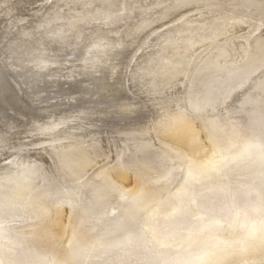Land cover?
Instances as JSON below:
<instances>
[{
	"label": "bare ground",
	"instance_id": "bare-ground-1",
	"mask_svg": "<svg viewBox=\"0 0 264 264\" xmlns=\"http://www.w3.org/2000/svg\"><path fill=\"white\" fill-rule=\"evenodd\" d=\"M93 1H96V3L91 1L89 2L91 5L89 13H92L93 9L95 10L101 5H110L114 9H123L128 7L131 12L140 9L138 14L142 15L143 18H141L144 19V11L149 12L148 8L151 7L158 8L159 2L161 0ZM209 1L210 0H200L196 3L199 5V3L201 4ZM254 1H249V4L253 2V5L250 7V12L251 10L253 11V9H256V7H254ZM60 3V6H64L63 9H60V16H57L56 18L51 17L50 19V21H53L54 19L57 26L59 27L58 28L56 26L59 31H57L54 27H52L53 29L50 28V22L48 23L50 27H42L43 25H41V28L34 31H28L24 29H22V31L19 27L20 30L15 31V35L13 37L15 42L12 43L11 47L13 49V46L17 45L18 48L21 47L18 50L21 52H17V55L13 54L11 57L21 59L22 62L26 63V65L34 64L35 66H32L31 69H27V72L23 76H19L18 79L15 77L14 79L13 76L15 72L12 71L11 67H9L8 61L7 63L5 62L3 65H0V142L3 140L1 138L9 141V138H12V133L14 130L18 129L19 132H23L19 136L20 139L27 140L28 138L30 146V148H28L30 149L31 153L33 152L35 154H33L35 156V161H31L33 159L32 158L31 160L29 159V163L27 162L26 157L29 155H27L26 151L22 152L23 147H21L22 153L19 151V157L17 158L18 160L14 162H6V159L12 157V155L9 153V155H6L5 153L0 155V168H2V171L3 169H10L13 171L11 168L16 167L22 168V172L20 174L27 175L25 178L18 180V177L16 178V176L18 175L20 178L22 175L17 173V171H13L11 177L8 178L9 180L0 181V218L11 219L12 217H20L21 214L24 216L25 214L23 213L26 210L32 211L31 213H33L34 216L38 218V220L33 219L34 221H31L32 219L27 220V223L20 222L19 224L11 225L8 227V229H1L0 264H10L9 261H12L13 264H264V25L261 24V26H256L255 24H251L255 27L251 28L249 26L250 28H247V30L251 32L249 36H251L252 43L255 42V47L253 49L254 51L252 50L254 53H251L249 50L248 52L246 50L252 55H249L251 58L248 61L242 65L239 64L238 66H241L239 69L237 68L235 70H230L227 68L222 69L223 67L220 68L221 66L218 67L219 65L215 66L214 63H211L212 61L210 59H206V57L199 64V69H197L196 72L194 71L193 74L196 75L194 76L195 79H202L199 87L196 86L198 91L195 90V93H193L194 91H192L193 88L191 87L192 90H189H191L190 93L193 94V97L189 92H185V99L189 98V96L190 99H187L185 103L180 101L182 104H177L174 102V100H172V98L170 99L165 92L162 93L161 91L165 82L174 80L175 72L179 69V67H177V62L174 65V63H171L170 61L157 59L158 61H155V63L158 64L157 69H152L149 64H146L150 56L155 53L162 52L163 55H167L169 52L178 50L176 44L173 42L175 38H172V40L168 39L169 41L168 44L166 43V45H159L152 47L149 50L147 49L146 52L144 51V54H141L140 52L141 55L138 57L136 61L137 65L134 68L138 70L135 71L132 76L134 77L136 73L143 74L142 77L140 76V78L144 79L142 80L145 83L144 87L146 88L140 87L138 88V91L139 93H143V95H149L147 99H141L142 95L138 98V95H140L139 93H136V96H131V90L133 89V91H135V86L130 85L127 87L125 85L127 88L125 86L111 87L104 83V79L101 77L102 74H99V72H101V70L107 69L114 57H116L117 54L120 55L119 51L122 49V45H125L126 47L124 46L123 48H125V50L123 52L121 50L120 52L123 56L127 54L126 52L130 46L129 35H133L131 32H127L129 29L127 31H123L124 38L123 40L121 39V46L120 44H116L118 41L115 42L113 40L116 45L113 43H107V41L106 44L108 45L101 44V46L95 48L94 46L96 44H94V48L91 49L92 45L88 43L87 47L85 46L84 48H81L82 50L80 53L79 48L77 52L79 53V56L87 57L90 55V57L87 58V61H89V65L92 67V70L90 71L89 69L87 74L81 70L85 74L82 75V80L65 82V78H62L64 80L63 84V82H61L62 80L58 77L60 81L52 82V80L50 82V79H48L50 65L49 63L45 62H47L50 58L52 60L56 59V57L54 58L52 56V53H54L55 50L52 52L50 48L46 47V41L51 37H53L51 38V42L56 40L54 38V33L56 31L62 34L60 31L62 28H64L63 26L73 23L72 25L74 26L70 24L71 28H68L69 30L67 33L71 31L68 33V35L74 33V30L78 29V26L82 27L84 25L89 26L91 30L89 31L91 32L93 39L95 38L98 42H100L102 38L105 37V31L103 30L104 28L99 30L97 27H94V25L97 23L99 24V22L93 24L94 22L91 20L92 16L86 19L85 17H81L83 15L81 12L85 8H83L84 2H80V0H60ZM189 3L185 2L178 6L181 8L190 5ZM191 3L193 4V2ZM218 3L221 4V1H218ZM218 3L216 1V4ZM227 4L228 6L231 5L230 2ZM53 5L51 11L55 13L56 7L53 9ZM226 5L224 6L226 9H228L229 7ZM74 6H76V8ZM95 6L97 7L95 8ZM263 6L262 8L257 7L258 11H256L255 16L252 13H249L248 15L243 13V20L246 21L247 19L249 20V18H258V20L262 19L264 21ZM230 8H233V6ZM170 9L174 10L175 8H169L168 13ZM6 11L7 10H0V14ZM199 11L203 12H200V14L199 12L198 14H195L198 15L195 17V19L198 18L200 21L202 19L209 20L210 22L215 20V26H218L224 22L226 23L227 19H232L228 15L226 19L225 12H223L225 10L222 9H220L218 12L207 9H199ZM168 16H170V14ZM104 17H102V19ZM164 18L168 19V17ZM115 19L117 18L115 17ZM188 20L192 21L191 18ZM121 21L124 20L121 19ZM145 21L146 19L141 21V23L139 21V23H137V26H139L134 29L140 31L148 22L147 21L145 23ZM255 21H257V19ZM14 23L16 24L15 21ZM207 28L209 27L206 26L204 28L202 34H207L210 36L208 33H211L212 31L206 32ZM222 28L224 29V27ZM200 30L198 29V31ZM77 31H79V29ZM183 32L185 33V31ZM67 33L65 34L67 35ZM74 34L77 35V32ZM232 34L233 33H231V36ZM58 36L60 37V35ZM72 36H68L67 39H63H65L64 41H67L70 45L71 40L69 39ZM182 36L183 33L181 34L180 38H182ZM74 38H76V36ZM185 39L183 54L188 56L189 53H192L194 47L196 48V45L193 36ZM61 40L59 39L58 42ZM80 40L78 41L79 45L82 43ZM206 40L207 39L205 37V41ZM232 40L233 39H231V41ZM74 41L75 40H73V42ZM207 41H209V39ZM207 43L208 42H203L199 51L204 50L206 48L205 44ZM75 46L71 47L70 49L73 51ZM54 48L55 47H53V49ZM228 49L230 48L228 47ZM217 51L219 50L217 49ZM228 51L226 52L228 53ZM237 51L239 52V50H236V52ZM60 52L61 53H58V56L60 55L61 58L65 53H62V51ZM66 54L70 56V53ZM233 54L236 53L234 52ZM50 55L51 57H49ZM246 55L247 54H245V56ZM231 57L232 56L229 58ZM57 58L59 59V57ZM233 58H231V60ZM240 58L241 57H239V60H241ZM245 58H248V56ZM63 59L65 62V58ZM74 59L76 61L79 58ZM152 60L153 58L150 62H153ZM60 61L61 60L59 59V62ZM82 64L84 63L82 62ZM60 65L62 64H58V66ZM62 67L63 66L60 68ZM78 68H80V66ZM144 68H147L145 72H143ZM56 69L59 70V68H55V72L57 71ZM86 70L84 68V71ZM150 70H157L161 75L150 77V74H147V71ZM55 72L54 75H50L55 76ZM57 73L60 74L59 71L56 72V75ZM81 73H79V77L81 76ZM107 73L108 71L106 74ZM103 74L105 73L103 72ZM82 76L80 78H82ZM73 77L76 79V74H74ZM191 80L190 82H192ZM108 81L109 80L107 78V82ZM153 82H158L159 84L155 85ZM65 85H69L70 88L66 89ZM257 91H260L262 94L255 95L254 92ZM166 96L168 97L166 98ZM121 99H124L126 103L119 106H117V103H115L116 106H112L111 108L109 105L110 110H108V112L107 110L105 111L108 114V124L104 122L105 125L102 126L99 123L102 127L96 125L97 121H102V119H97L98 117L96 118L98 111L96 113V108L94 111L92 110L93 116L94 112L96 113L94 116L95 118L89 116L91 119H93L91 120L93 121V127L89 133L86 132V136L84 138L74 136L71 138L69 137L71 140L69 139V141L65 142L63 140V142L60 144H49L48 148H50V150H48L45 144L44 145L46 148H43L42 146L40 147L39 144V146L37 145L38 148H35L36 144L38 143L36 137L40 136L39 139L41 140V136H43V134L46 136L44 123L47 120L48 122L50 121L53 123V131L55 130V126L56 131H58L57 127H59V129L61 127L62 130L66 128L67 131L68 127L66 124H64L65 122H63L65 120L67 121V119L63 120L66 113L74 116V114H77L81 111L82 108L80 107L86 103H94V106L97 107V103L103 101H106V103L107 101L112 103L115 101L118 102L119 100L121 101ZM227 102L231 108H229L230 116L228 120H225L224 117L218 114L220 109L217 111V113L215 110H217L216 108H219L220 105V107L224 108L227 106ZM56 104L57 106H64L63 112L61 114L59 113L57 117L52 112H50L49 109L56 107ZM97 105L100 106L101 103ZM186 105H194L193 108H196L201 112H206L208 115H210L207 120L208 128L210 129L211 133V139L207 142V147L205 146L207 149L203 148V138L199 136V131H196V128V130L192 128L193 126H191L190 123L186 121L189 114L187 115V112H184V116L183 112H180L182 110L181 108L185 107ZM60 107L57 110L55 109L56 111H51L57 112L60 110ZM103 107L105 106H102V108ZM106 107L108 109V105ZM249 107H252V109L249 110ZM86 109L84 110L87 111ZM226 110L227 109H225V111ZM225 115L226 114H224V116ZM68 116H66V118H68ZM183 117L186 118L185 126L182 125L183 120L181 118ZM88 118L83 119L84 121L81 123L86 122V126H89L87 124H91V121L90 119L88 120ZM196 119H198V117ZM145 120L147 121L146 123ZM77 121H79V118ZM74 123L75 122H73V124ZM104 123L102 122V124ZM78 124H80V122ZM124 124H129L133 127L129 129L130 131L126 133V136H121V138H119L121 140H115L116 144L118 145L117 149L115 148L117 157L114 159L115 161L113 160L114 163L111 162L109 166L111 165V167L117 171L119 184H123L127 188H121L118 186L119 184H114V181L112 182L108 176H103L105 173L102 175L104 177L103 182L98 183L95 182L96 180L93 181V183L90 182L91 184L88 186V188H85L83 191V188L70 185L69 183L68 187H64L63 184H61L59 181H56L57 178H54L55 175L53 172H49V175L51 173V176H53L52 179H55L56 184L51 182V189L45 186V174H47L48 165L52 163L51 158L55 159L57 164H60L59 166L65 170L68 179L70 178L71 181L77 179L78 181L79 178L84 176L86 171L91 166L93 167L95 162L94 160L100 151V155H102V153L105 155L107 151L106 148L108 147L106 142L107 139H109L105 136V134L109 133V131L112 133L114 127H120ZM74 126L72 125V127ZM179 126H183L184 129H178ZM77 127L79 128L78 125ZM153 129L155 133H152ZM76 130L79 131L77 128ZM83 130L85 129L82 128V132ZM148 130L151 132L150 134H152L151 137ZM167 130H170V132L174 130L175 132H172L171 134L169 132L168 134V132L166 133ZM16 133L17 132H15V134ZM55 133H53V135ZM74 135L76 134L74 133ZM82 135L84 134H81V136ZM160 136L164 138L163 144L161 145L159 140H161L162 137ZM17 138L18 136L15 139ZM156 138H159V140H157V144L154 142ZM22 140L20 141L22 142ZM28 140L26 142H28ZM58 140L60 139L57 138V141ZM54 142L56 143V141ZM13 144L16 145V143ZM0 145L2 146H0V152H5L4 150L8 144H5V147H3L2 144ZM15 145H13V147ZM17 145H20V142ZM47 151H51L53 156L48 155ZM16 152L18 153V150L14 153ZM203 153L205 154V158L203 160H197L196 158ZM13 155L15 156V154ZM177 161L185 163L184 166H182L185 168L187 167L188 170L185 173L188 174L189 180L186 179L184 185L182 184L175 190V192H179L180 195L176 194L178 196L166 197V194H168L167 191L170 189L168 188L170 184H176L174 181L171 182V179L176 177V168L174 165L177 163ZM203 161L207 162L208 165L204 169H201L205 164ZM194 164L196 165L195 167ZM183 167H181V170H184ZM106 170L105 172H107ZM23 171L27 173H23ZM222 171H225L229 177H231V180L236 179L232 180L234 185L222 184L223 181L219 179L220 177L218 178ZM1 173L2 172H0V174ZM178 174L177 177H180L183 173ZM59 177L61 176L59 175ZM91 180L88 179V181ZM98 180L99 179H97V181ZM162 181L165 182L163 183ZM38 183L40 185L39 188L36 187L38 186ZM144 183L146 184V187L143 185ZM140 184L143 185V188H139ZM52 188H54V190H52ZM79 189H81L82 193ZM77 198H80V200L83 202H80L78 205L75 204V201L78 202ZM70 203L73 204L72 207H70ZM156 203H158L155 207V210L158 214L157 218L162 224L165 225V227L167 226L168 229H163L162 234L159 232L161 230H159L158 232L161 235L158 234L160 240H158V243L156 244L157 246L148 248L145 246V242H143L146 234L142 233L140 227L136 225L137 223L141 222L142 214L146 211H149L150 207ZM52 208L55 212L54 216L52 215L53 213H49L50 209ZM230 225L234 226L233 231H227L225 229L226 226ZM158 226L160 227V225ZM4 227L5 226H2L1 228ZM178 227H184L187 229V231L180 233V237H182V239H180L181 241L179 240V242H174L175 244L173 243L171 245L168 240L170 236H178ZM14 229L16 231L13 232ZM9 231L12 232L11 235L8 234ZM148 231L149 230L147 229V232ZM147 234L150 237L157 235L155 230L154 232H149ZM101 238L103 240H100ZM10 239L12 240V243ZM59 240L61 241L60 244L58 243ZM66 240L67 242H65ZM99 240L103 242H100ZM184 241H186V243H184ZM30 256L33 257V261L31 263L27 261L26 263L25 259Z\"/></svg>",
	"mask_w": 264,
	"mask_h": 264
},
{
	"label": "rangeland",
	"instance_id": "rangeland-1",
	"mask_svg": "<svg viewBox=\"0 0 264 264\" xmlns=\"http://www.w3.org/2000/svg\"><path fill=\"white\" fill-rule=\"evenodd\" d=\"M55 0H0V10L1 11H3V10H7L6 12H3L2 14H0V38L2 39H0V65H3L5 62L7 63V61H8V64H9V67H11V69H12V71H14L15 73H14V76H13V78L15 79V77L18 79V77L19 76H23L26 72H27V69H31V67L33 66H35L34 64H30V65H26V63H24V62H22L21 61V59H19V58H13V57H11L13 54H16L17 55V52H21V51H18L19 50V48H21V47H17V45H14L13 46V49H12V43L13 42H15L14 40V35H15V31L16 30H20V28H21V30L22 29H24V30H28V31H34V30H36V29H39V28H41V25H43L42 27H45V26H47V27H50L49 25H48V23L49 24H51V27L50 28H52V27H54V28H56V30L57 31H59L58 30V26H57V24H56V22L54 21V19H53V21L51 20L50 21V19H51V17L53 18V17H59L60 16V9H63L64 8V6L63 5H59V3H60V0L59 1H55ZM86 0H80V2H84L83 3V8L85 9H83L82 10V16L81 17H85V19L86 18H88V17H90V16H92V21L94 22L93 24H95V23H97V22H99V24L97 23L96 25H94V27H97L99 30L102 28H104L103 30L105 31V37L104 38H102V40H104V41H100V42H98L95 38L93 39V37H92V34H91V30H90V28H89V26H82V27H79L78 26V29H79V31H77L78 29H76V30H74V33H76L77 32V35L76 34H74V33H71V35L69 34L68 35V33H70L71 31H69L68 33H67V31L69 30L68 28H71V25L73 24V23H70L69 25H70V27H69V25H66V26H63L64 28H62L61 29V33L62 34H60L59 32H53L54 33V35H51V36H54V38L56 39V40H53V42H51V38H53V37H51L50 39H46L47 41V43L49 42V44L47 45V43H46V47L47 48H50L51 49V51L53 52V50H55V52L54 53H52L53 55V57L55 58L56 57V59H49L47 62H45V63H49V65H50V72H49V75L50 74H52V75H54V72H55V68H59V70L58 69H56L57 71L56 72H60V74L59 73H57V75H56V72H55V76H51V78H50V76L48 75V79H50V82L52 81V82H54V81H60L59 80V78L62 80L61 82H63V84H64V78H65V82H73V80L75 81V80H77V81H79V80H82L83 79V76L82 75H85V74H87V72H89V69H90V71L92 70V67L89 65V61H87V58L88 57H90V55H88L87 57L85 56V57H81V56H79V53L81 52V48H84L85 46L87 47V45H88V43H90V45H92V48L91 49H93L94 47L96 48V47H99V46H101V44H106V42L107 43H110V44H115L114 43V41L116 42V41H118V43H116L117 45L118 44H120V42H122V40H123V38H124V34H123V31H127L128 29V31L127 32H131L133 35L132 36H130L129 35V38H130V46L128 47V51L126 52L127 54L126 55H122V53L120 52L121 50H122V52L125 50V48H123L125 45H122L123 47H122V49L119 51V53H120V55L119 54H117L116 55V57H114V59H113V61L112 62H110V66L107 68V69H104V70H101V72H99V74H102L101 75V77L104 79L103 81H104V83L105 84H107V85H109V86H127V87H129L130 85L131 86H135V91H133V89L131 90L132 91V97L133 96H136L138 93H139V91H138V88H140V87H143V88H146V87H144L145 86V83L143 82V80L140 78V76L142 77V75L143 74H139V73H136L135 74V76L133 77L132 75H133V73L135 72V71H137L138 69H134L135 68V66L137 65V59H138V57L141 55V54H144L145 52H146V50L148 49H151L152 47H155V46H161V45H166V43L168 44V41L171 39L172 40V38H175L174 40H173V42L176 44V46H177V48H178V50H174V51H172V52H169V53H167V55H163L162 54V52H158V53H155V54H153V55H151L150 56V58L148 59V61L146 62V64H149L150 65V67H152V69H157V63H155V61L157 62L159 59L160 60H164V61H170L171 63H174V65L176 64V62H177V67H179V69L175 72V75H174V80L173 81H167V82H163L164 83V87H162V89H161V91H162V93L163 92H165L166 93V95H168L169 96V98L171 99L172 98V100H174V102H176L177 104H182L180 101H182L183 103H185V101L187 100V99H190V96H189V98H187V99H185V97H184V93L185 92H191V90H192V88H193V90L192 91H194L193 93H195V90H197L198 91V88L197 87H199V84H201V80H198V79H195V77L194 76H196V75H193L194 74V71L196 72V70L197 69H199V64L201 63V61L202 60H204L206 57V59H210L212 62L211 63H214V65L215 66H218V67H220V68H222V69H230V70H235V69H239L241 66H238L239 64L240 65H242V64H244L246 61H248L250 58H251V54L250 53H248L249 51H251V53L254 51L253 49H254V47H255V42H253L252 43V39H251V36H249L250 34H251V32H249V30H247V28L250 26L251 28H254L255 26H252V25H260L261 26V24H263L264 25V21L262 20V19H260V20H258V18H255V19H253V18H249V20L247 19L246 21L245 20H243V16H242V14L243 13H245V14H249V13H252V14H254V16H255V13H256V11H258L257 9L258 8H262V6L264 5V0H252V1H254L255 2V4H254V7H256V9H253V11L251 10V12H250V7L253 5V2H251V4H249V1H251V0H243V1H241V0H231V1H227V0H210L209 2H204V3H199V5H197V1H200V0H172V2H171V0H161L160 2H159V9L158 8H154V7H151V8H148L149 10V12H147V11H144L145 12V14H143L144 16H145V18L144 19H146V21H145V23L147 22V24L140 30V31H137V29H134V28H136V27H138L137 26V23H139V21H140V23H141V21H144V19H142L143 18V16L142 15H140V14H138V12L140 11V9H137V10H135L134 12H131L130 11V9L127 7V8H123V9H114L112 6H110V5H101L100 7H97V6H95V8L97 9H93V12L92 13H89L90 12V8H91V5H90V1L91 2H93V3H96V1H93V0H90V1H86ZM166 1H168V2H166ZM215 1V2H214ZM216 1H217V3H218V1H221V4H216ZM225 1V2H224ZM9 2V3H8ZM57 2V3H56ZM175 2V3H174ZM179 2V3H178ZM185 2H190L189 4L190 5H188V6H184V7H179L178 5H181V4H183V3H185ZM191 2H193V4L191 3ZM230 2V4L231 5H229L228 6V4L227 3H229ZM167 5H166V4ZM195 3H196V5H195ZM214 4V5H212V4ZM222 3H223V6H222ZM6 4V5H5ZM54 4V5H53ZM61 4V3H60ZM162 4V5H161ZM177 4V5H176ZM209 4H211V5H209ZM217 5V7H216V5ZM227 4V5H226ZM15 5V6H14ZM52 5H53V9H54V7H56L55 8V13L53 12V11H51V9H52ZM224 5H226V6H228L227 8L228 9H226V7L224 6ZM5 6V7H4ZM107 6H109V7H107ZM149 6V5H148ZM164 6V7H163ZM215 6V7H214ZM231 6H233V8H230ZM12 7V8H11ZM48 7V8H47ZM75 8H76V6H74ZM150 7V6H149ZM185 7H187V8H185ZM222 7H224V8H222ZM235 7V8H234ZM258 7V8H257ZM264 7V6H263ZM108 8V9H107ZM154 8V9H153ZM169 8H175L174 10L173 9H170V11H169V13H168V9ZM181 9V10H179V9ZM57 9V10H56ZM104 9V10H103ZM151 9V10H150ZM196 9V10H195ZM199 9L200 10H202V9H207V10H214L215 12L217 11H219L220 9H222V10H225V11H223V12H225V15H226V19H227V15L228 16H230L232 19H227L226 21V23L224 22V23H222V24H220V25H218V26H215L216 24H215V20L213 21V22H210L209 20H199L198 18H196L195 19V17L196 16H198V15H195V14H198V12H199V14H200V12H203V11H199ZM234 9V10H233ZM59 10V11H58ZM89 10V11H88ZM116 10V11H115ZM124 10V11H123ZM177 10V11H176ZM237 10V11H236ZM58 11V12H57ZM87 11V12H86ZM102 11V12H101ZM174 11V12H173ZM18 12H19V14H18ZM84 12V13H83ZM98 12V13H97ZM99 12H101V13H99ZM106 12V13H105ZM122 12V13H121ZM143 12V13H144ZM162 12V13H161ZM166 12V13H165ZM231 14H230V13ZM115 13H117V14H115ZM133 13V14H132ZM46 14V15H45ZM88 14V15H87ZM93 14V15H92ZM99 14V15H98ZM102 14V15H101ZM104 14V15H103ZM121 14V15H120ZM170 14V16H168ZM176 14V15H175ZM94 15H95V17H94ZM108 15V16H107ZM239 15H241V16H239ZM246 15V16H247ZM104 16H106V17H104ZM113 18H112V17ZM139 16V17H138ZM2 17V18H1ZM10 17V18H9ZM97 17V18H96ZM102 17H104L103 19H102ZM115 17L118 19H115ZM142 17V18H141ZM164 17H168V19L167 18H164ZM192 19V21L191 20H188V19H190V18ZM46 18V19H45ZM94 18V19H93ZM98 18H99V20H98ZM156 18V19H155ZM157 18H158V21H157ZM162 18V19H161ZM248 18V17H247ZM45 19V20H44ZM97 21H96V20ZM121 19L122 20H124V21H121ZM140 19V20H139ZM149 19V20H148ZM164 19V20H163ZM166 19V20H165ZM257 19V21H255ZM80 20V19H79ZM106 21V22H104V21ZM115 20V21H114ZM198 21V22H194V21ZM14 21L16 22V24L14 23ZM103 23H102V22ZM117 21V22H116ZM121 21V22H120ZM151 21H153V22H151ZM162 21V22H161ZM190 21V22H189ZM231 23H230V22ZM235 21V22H234ZM255 21V22H254ZM101 22V23H100ZM109 22V23H108ZM115 22V23H114ZM123 22V23H122ZM183 22V23H182ZM184 22H185V24H184ZM206 22H207V24H206ZM243 22H244V24H243ZM35 23V24H34ZM40 23V24H39ZM58 23V22H57ZM107 25H106V24ZM114 23V24H113ZM118 23H119V25H118ZM125 23V24H124ZM182 23V24H181ZM190 23V24H189ZM199 23H200V25H199ZM230 25H229V24ZM19 24V25H18ZM37 24V25H36ZM53 24H54V26H53ZM75 24V23H74ZM122 24H123V26H122ZM133 24V25H132ZM136 24V25H135ZM184 24V25H183ZM187 24H189V25H187ZM195 24V25H194ZM202 24V25H201ZM224 24V25H223ZM252 24V25H251ZM4 25V26H3ZM21 25V26H20ZM77 25V24H76ZM103 25V26H102ZM108 25H109V27H108ZM141 25H143V24H141ZM140 25V26H141ZM149 25H153L152 27L151 26H149ZM177 25V26H176ZM204 25V26H203ZM235 25V26H234ZM34 26V27H33ZM40 26V27H39ZM58 28H57V27ZM68 26V27H67ZM72 26H74V25H72ZM114 26V27H113ZM176 26V27H175ZM179 26V27H178ZM184 26V27H183ZM202 26V27H201ZM209 27V28H207V31L206 32H208V31H212L211 33L213 34H211V33H208V34H210V36L209 35H203L202 33H203V30H204V28L205 27ZM18 27V28H17ZM20 27V28H19ZM46 27V28H47ZM86 27V28H85ZM106 27V28H105ZM121 27V28H120ZM126 27V28H125ZM130 27V28H129ZM190 27V28H189ZM192 27V28H191ZM200 27V28H199ZM222 27H224V29L222 28ZM249 27V28H250ZM11 28V29H10ZM66 28V29H65ZM81 28V29H80ZM226 28V29H225ZM53 29V28H52ZM63 29H64V31H63ZM88 29V30H87ZM125 29V30H124ZM170 29H172V30H170ZM177 29H179V30H177ZM189 29V30H188ZM191 29V30H190ZM198 29L200 30V31H198ZM90 30V31H89ZM112 30H113V32H112ZM114 30H115V32H114ZM176 30V31H175ZM186 30H188V31H186ZM23 31V30H22ZM63 31V32H62ZM81 31V32H80ZM183 31H185V33L183 32ZM196 31V32H195ZM198 31V32H197ZM245 31V32H244ZM78 32H79V36H78ZM139 32V33H138ZM167 34H166V33ZM170 32V33H169ZM177 32V33H176ZM187 32V33H186ZM193 32H195V33H193ZM11 34V36H10V34ZM52 33V34H53ZM57 33H58V35H60V37L57 35ZM63 33H64V36H63ZM65 33H67V35L65 34ZM81 33V34H80ZM86 33V34H85ZM126 33V32H125ZM174 33V34H173ZM180 33V34H179ZM183 33V36H182V38H180L181 37V34ZM198 33V34H197ZM216 33V34H215ZM231 33H233L232 34V36H231ZM91 34V35H90ZM163 34H165V35H163ZM173 34V35H172ZM185 34V35H184ZM225 36H224V35ZM238 36H236V35ZM248 34V35H247ZM9 35V36H8ZM59 37V39L61 40L60 42H58V37ZM73 35V36H72ZM76 36V38L77 39H82V40H80V42H82V43H80V45L78 44L79 42V40H77L76 38H74L75 36ZM107 35V36H106ZM112 35V36H111ZM142 35V36H141ZM162 35V36H161ZM176 35V36H175ZM216 35V36H215ZM218 35V36H217ZM226 35H227V37H226ZM68 36H72L69 40H71L70 41V45L68 44V42L67 41H64L65 39H63V38H68ZM80 36H81V38H80ZM178 36V37H177ZM186 36V37H185ZM191 36H193V39L195 40V45H196V48L194 47V49H193V51H192V53H189V55L188 56H186V54H183L184 53V50H183V48H184V42H185V38H188V37H191ZM195 36V37H194ZM202 36H204V37H202ZM236 36V37H235ZM240 36H241V39H240ZM79 37V38H78ZM166 37V38H165ZM197 37V38H196ZM205 37H206V39L208 40L209 39V41H205ZM216 39H215V38ZM229 37V38H228ZM231 37V38H230ZM233 37H235V38H233ZM242 37H244V38H242ZM92 38V39H91ZM112 38V39H111ZM117 38H119V39H117ZM135 38V39H134ZM221 38V39H220ZM226 38V39H225ZM14 39V40H13ZM58 39V40H57ZM122 39V40H121ZM169 39V40H168ZM179 39V40H178ZM197 39V40H196ZM229 39V40H228ZM231 39H233L232 41H231ZM73 40H75L74 42H73ZM94 40H96L95 42H93ZM114 40V41H113ZM203 40V41H202ZM226 40V41H225ZM236 40V41H235ZM239 42H238V41ZM242 40V41H241ZM244 40V41H243ZM250 40V41H249ZM140 41V42H139ZM183 41V42H182ZM197 41V42H196ZM219 41V42H218ZM221 41V42H220ZM224 43H223V42ZM249 41V42H248ZM3 42V43H2ZM58 42V43H57ZM85 42V43H84ZM155 42V43H154ZM203 42L205 43V42H208L207 44H205V49L204 50H200L199 51V49H200V47H201V45L203 44ZM226 42V43H225ZM234 42V43H233ZM236 42H238V43H236ZM240 42H242V43H240ZM251 42V43H250ZM51 43H53V44H51ZM57 43V44H56ZM200 43V44H199ZM230 43V44H229ZM250 43V44H249ZM54 44H55V46H54ZM77 44V45H76ZM82 44V45H81ZM94 44H96L95 46H94ZM115 44V45H116ZM133 44V45H132ZM136 44H137V46H138V48H137V46H136ZM139 44H140V46H139ZM212 44V45H211ZM253 44V45H252ZM25 45V44H24ZM51 45H52V47H51ZM72 45V46H71ZM76 45V46H75ZM106 45H108V44H106ZM222 47H221V46ZM235 45V46H234ZM236 45H238V46H236ZM250 45V46H249ZM49 46V47H48ZM70 46V47H69ZM73 46H75V48L73 49V51H75V52H73L70 48L71 47H73ZM94 46V47H93ZM120 46H121V44H120ZM214 46V47H213ZM227 46V47H226ZM233 46V47H232ZM53 47H55L54 49H53ZM78 47V48H77ZM126 47V46H125ZM216 47V48H215ZM221 47V48H220ZM224 47V48H223ZM228 47L230 48V49H228ZM242 47H243V49H244V51H243V49H242ZM69 50H68V49ZM79 48H80V50H79ZM213 48V49H212ZM232 48V49H231ZM252 48V49H251ZM49 49V50H50ZM60 49H62V50H60ZM63 49H64V52H63ZM90 49V50H91ZM135 49V50H134ZM198 49V50H197ZM217 49L219 50V51H217ZM230 51H228V50ZM10 50V51H9ZM62 51V53H70V56L68 55V54H63V56L60 58V55L58 56V53H61L60 51ZM68 50V51H67ZM78 50H79V53H77L78 52ZM232 50V51H231ZM236 50H239V52L237 51L236 52ZM248 52H247V51ZM253 50V51H252ZM13 51V52H12ZM133 51V52H132ZM145 51V52H144ZM198 51V52H197ZM215 52V55H214V52ZM223 51V52H222ZM226 51H228V53L226 52ZM242 51H243V53H242ZM57 52V53H56ZM73 52V53H72ZM140 52H141V54H140ZM203 52V53H202ZM236 53V54H233V53ZM89 53V52H88ZM201 53V54H200ZM211 53H213V54H211ZM254 53V52H253ZM18 54H20V53H18ZM56 54V55H55ZM73 55V57H72V55ZM83 54H86V53H83ZM229 54H230V56H232L231 58H233L234 56V58L231 60V58H229L230 56H229ZM245 54H247L246 56H245ZM68 55V56H67ZM76 55H78V56H76ZM133 55V56H132ZM208 55V56H207ZM217 55V56H216ZM222 55V56H221ZM249 55H251V56H249ZM64 56H66V57H64ZM155 56V57H154ZM158 56H159V58H158ZM167 56V57H166ZM192 56H195V57H192ZM229 56V57H228ZM248 56V58H245V57H247ZM49 57H51V55L49 56ZM57 57H59V59L61 60L60 62H59V59L57 58ZM122 57V58H121ZM162 57V58H161ZM174 57V58H173ZM218 57V58H217ZM223 57H224V59H223ZM228 59H226V58ZM239 57H241L240 59L241 60H239ZM63 58H65V62L63 61L64 59ZM68 58V59H67ZM69 58H71V59H69ZM74 58H79V59H77L76 61H75V59ZM153 58V62H150L151 61V59ZM173 58V59H172ZM220 58V59H219ZM236 58V59H235ZM72 59H74V60H72ZM122 59V60H121ZM158 59V60H157ZM172 59V60H171ZM192 59V60H191ZM198 59V60H197ZM216 59V60H215ZM223 59V60H222ZM226 59V60H225ZM244 59V60H243ZM247 59V60H246ZM82 60V61H81ZM86 60V61H85ZM121 60V61H120ZM218 60V61H217ZM78 61V62H77ZM80 61V62H79ZM85 61V62H84ZM195 63H194V62ZM220 61V62H219ZM228 61V62H227ZM82 62L84 63V64H82ZM237 64H236V63ZM62 64V65H60V66H58V64ZM78 63H79V65H78ZM152 63V64H151ZM235 63V64H234ZM66 64V65H65ZM145 64V65H146ZM56 65H57V67H56ZM114 65V66H113ZM119 65H120V67H119ZM231 65V66H230ZM45 66V65H44ZM61 66H63L62 68H60ZM80 66V68H81V66H82V68L84 67L85 68V70L86 71H84V68L82 69H80V68H78ZM86 66V67H85ZM129 66V67H128ZM155 66V67H154ZM154 67V68H153ZM232 67H234V68H232ZM68 68V69H67ZM77 68V69H76ZM113 68V69H112ZM71 69V70H70ZM74 71H73V70ZM76 69V70H75ZM53 70V71H52ZM60 70H62V71H60ZM79 70V71H78ZM86 72L85 74L82 72ZM147 70V68H144V71L143 72H145ZM108 71V76H107V74H106V72ZM120 71V72H119ZM52 72V73H51ZM77 72V73H76ZM81 73L80 75L82 76V78H80L79 77V73ZM103 72L106 74H103ZM158 71L157 70H150V71H147V74L150 76V77H155V76H159V75H161L159 72L157 73ZM74 74H76V76H77V78L76 79H74L75 77H73L74 76ZM73 75V76H72ZM104 75H105V77H104ZM190 75H192V76H190ZM56 76H57V78H56ZM190 76V77H189ZM59 77V78H58ZM69 77V78H68ZM191 77H193V78H191ZM54 78H56V79H54ZM63 78V79H62ZM107 78H108V82H107ZM178 78V79H177ZM45 79H46V76H45ZM117 79V80H116ZM191 79H193V80H191ZM122 80V81H121ZM190 80L192 81V82H190ZM195 80V81H194ZM15 81H17V80H15ZM124 81V82H123ZM123 82V83H122ZM133 82V83H132ZM190 82V83H189ZM155 85L157 84H159L158 82H153ZM186 84V85H185ZM175 85V86H174ZM69 85H65V88L66 89H69L70 88V86L68 87ZM125 86V87H126ZM197 86V87H196ZM126 87V88H127ZM192 87V88H191ZM178 90H177V89ZM181 88H184V89H181ZM189 89H191V90H189ZM180 92V93H179ZM260 91H257V92H254V94L255 95H261L262 93L260 92ZM137 93V94H136ZM257 93V94H256ZM140 95H138V98L139 97H141V95H142V97H141V99H147L148 97H149V95L147 96V94H145V95H143V93H139ZM173 94V95H172ZM191 94V93H190ZM161 95V94H160ZM192 95V97H193V94H191ZM62 96V95H61ZM168 96H166V98L168 97ZM63 97V96H62ZM181 98H184V99H181ZM118 99H120V98H118ZM118 99H115V100H118ZM138 100V99H137ZM105 102V103H104ZM96 103V102H95ZM101 103V105L99 106V105H97V104H100ZM100 103H97L96 104V106L97 107H95L94 105V103L93 104H88V103H86V104H84L82 107H80V108H82L81 109V111L79 112V113H77V114H74V116L72 115L71 116V114L69 115L68 113H66L65 114V116H64V119L63 120H65V119H67V121L65 120V121H63V122H65L64 124H66L67 125V131H66V128L65 129H63L62 130V128L60 127V129H59V127H57L58 129V131H56V126L54 127L55 128V130L53 131V126L54 125H52L53 123L52 122H48V120L44 123V130L46 131V136L43 134V136H41L42 138H41V140L39 139L40 138V136L39 137H36V139H37V144H36V146H35V148H38V146L40 145V147L42 146L43 148L45 147V145L47 146V148H48V146H49V144H60V143H62L63 142V140H64V142L65 141H69V139L71 138V137H74V136H76V137H80V138H84L86 135V132L87 133H89V131L91 130V128L93 127V121H91V120H93V119H91L89 116H91L92 118H95L94 116H95V114L97 113V111H98V113L96 114V118L97 119H102V121H97L96 122V125H98V126H103V125H105V123L104 122H106V124H108V114H107V112H108V110H110L109 109V105H110V108L112 107V106H116L115 105V103H117V106H119V105H122V104H125L126 103V101L124 100V99H121V101L119 100L118 102L117 101H115V102H112V103H109L108 101H107V103H106V101H103V102H100ZM88 104V105H87ZM103 104V105H102ZM105 104V105H104ZM114 104V105H113ZM227 104V106H225L224 108L223 107H220L219 106V108H216L217 110H215V112L217 113V111L219 110V113L218 114H220V116H222V117H224V119L225 120H228V118H229V116H230V114H229V108H231V106L228 104V102L226 103ZM108 105V109H107V106ZM61 106V107H60ZM60 106H57V104H56V107H54V108H49L50 109V112H52L56 117L59 115V113L61 114L62 112H63V108H64V106L62 107V105H60ZM93 107V108H91V107ZM102 106H105V107H103L102 108ZM49 107H51V106H49ZM58 107V108H57ZM59 107H60V110H58L57 112H54V111H56L57 109H59ZM85 107V108H84ZM101 107V108H100ZM194 107V105H189V106H185V107H183V108H181L180 110V112H183V115L185 116V114H184V112H187L186 114L188 115V118H187V120H186V118L185 117H183V118H181L182 120H183V123H182V125H184L185 126V120L186 121H188L189 123H190V125L191 126H193L192 128H196L195 130L196 131H199V136H201V138H203V143H204V146H203V148H206L207 146H206V144H207V142L211 139V133H210V129L208 128V120H207V118H209L210 117V115H208V113H206V112H201V111H199L198 109H196V108H193ZM87 108V109H86ZM96 108V109H95ZM56 109V110H55ZM84 109H86L87 111H85ZM94 109H95V111H96V113L94 112V116H93V111H94ZM98 109V110H97ZM191 109V110H190ZM193 109V110H192ZM224 109V110H223ZM225 109H227L228 110V112H227V110L225 111ZM249 110L250 109H252V107H249L248 108ZM51 110H54V111H51ZM80 110V109H79ZM93 110V111H92ZM100 110V111H99ZM102 110V111H101ZM107 110V112H105ZM92 111V112H91ZM188 111H190V112H188ZM193 111V112H192ZM195 111V112H194ZM222 113H221V112ZM225 111V112H224ZM83 112V113H82ZM88 112V113H87ZM91 112V113H90ZM102 112V113H101ZM82 113V114H81ZM104 113V114H103ZM192 113H193V115H192ZM86 114V115H85ZM90 114V115H89ZM92 114V115H91ZM224 114H226L225 116H224ZM69 115V116H68ZM82 115V116H81ZM66 116H68V118H66ZM79 116V117H78ZM99 116H101V117H99ZM103 116V117H102ZM105 116V117H104ZM195 116V117H194ZM198 117V119H196L197 117ZM76 117V118H75ZM89 117V118H88ZM190 117V118H189ZM71 118V119H70ZM78 118H79V121H77L78 120ZM86 118H88V120L90 119V121H91V124L89 123V124H87V125H89V126H86V122H84V123H81V122H83L84 120L83 119H86ZM69 119V120H68ZM72 119H73V121H72ZM76 119V120H75ZM105 119V120H104ZM198 120V121H197ZM55 121V120H54ZM57 121V120H56ZM70 123H69V122ZM68 122V123H67ZM73 122H75L74 124H73ZM80 122V124H78ZM102 122L104 123V124H102ZM147 121L145 120V123H146ZM154 122V121H153ZM227 122V121H226ZM50 123V124H49ZM101 125H100V124ZM79 126V128L77 127V125ZM84 124V125H83ZM70 125V126H69ZM72 125L74 126V127H72ZM83 125V126H82ZM199 125V126H198ZM48 126V127H47ZM80 126H81V128H80ZM101 126V127H102ZM123 128H122V127ZM120 127H114L113 128V130H112V133L109 131V133H106L105 134V136L107 137V138H109V139H107V142H106V145H108V147L106 148L107 149V151H106V153H105V155H103V153H102V155H100L101 154V151L99 152V154H98V158L96 159L95 158V162H94V164H93V167L91 168H89L87 171H86V175L84 174V176L83 177H81V178H79V180L77 181V179L76 180H73V181H71V179L69 180L68 179V177L66 176V173H65V170L62 168V167H60L58 164H57V162H56V160L55 159H53V158H51V160H52V163H53V161H54V163L52 164V163H50L49 165H48V168H47V174H45V180H44V183H45V186L46 187H48V188H50L51 189V187L52 186H50V185H52V183L51 182H53V183H55V179H52V177L53 176H51V173H50V175H49V172H53L54 173V175H55V177L54 178H57V180L56 181H59L61 184H63V186L64 187H68L69 186V184L70 185H73V186H77V187H80V188H83L82 189V191L83 190H85V188L87 189L88 188V186L91 184V183H93V181H95V182H98V183H100V182H103L104 180V177H109L110 178V180L114 183V184H116V185H118L119 184V180H118V177H117V171L116 170H114L112 167H111V165L109 166V164H111V162L112 163H114V159L117 157V152L115 151V148L117 149V147H118V145L116 144V141L115 140H117V139H119V138H121V136H126L127 134L126 133H128L130 130L129 129H131L133 126H130L129 124H124V125H121ZM71 127V128H70ZM90 127V128H89ZM71 130H70V129ZM75 128V129H74ZM76 128L79 130V131H77L76 130ZM82 128L83 129H85V130H83V132H82ZM86 128H89V129H86ZM181 128V129H180ZM48 129V130H47ZM178 129H180V130H183L184 129V127L182 126H179L178 127ZM18 130V129H17ZM17 130H14V132L12 133L13 135H12V138H9V141L8 140H4V138H1V139H3L2 140V142L3 141H6V142H0V144H2L3 145V147H5V144H8V145H6V149L4 150L5 152H0V155L2 154H6V155H12V157L10 158H8V159H6V162H9V163H11V161H16V160H18L17 158L19 157L18 156V154H19V151H20V153H22V152H25L26 151V153H27V155H29V156H26L27 157V162L29 163V159L31 160L32 158V160L31 161H33L34 159H35V154L32 152H30V146H29V140H28V138H27V140H28V142H26L27 140L25 139H20V135L23 133V132H19V130L17 131ZM52 130V131H51ZM70 130V131H69ZM76 130V131H75ZM21 131V130H20ZM51 131V132H50ZM64 131V132H63ZM66 131V132H65ZM75 131V132H74ZM115 131V132H114ZM15 132H17L16 134H15ZM50 132V133H49ZM55 133V132H57L58 133V137H57V133H55L54 135H53V133ZM63 132V133H62ZM76 134V135H74V133ZM114 132V133H113ZM148 132H149V130H148ZM168 132V134H169V132H170V130H167L166 131V133ZM174 133L175 131L174 130H172L171 132H170V134L171 133ZM177 132V131H176ZM209 132V133H208ZM48 133V134H47ZM64 133H65V136H64ZM66 133H68V134H66ZM151 132H149V135H150V137H151V135L152 134H150ZM152 133H155V131H154V129H153V132ZM14 134H15V136H14ZM19 134V135H18ZM60 134V135H59ZM63 134V135H62ZM81 134H84V135H82L81 136ZM207 134V135H206ZM55 137H53V136ZM203 135V136H202ZM18 136V138L17 139H15L16 137ZM48 136V137H47ZM62 136V137H61ZM118 136V137H117ZM162 136H164V135H162ZM162 136H160V137H162ZM45 137H46V139H45ZM53 139H52V138ZM70 137V138H69ZM15 140H14V139ZM34 138V137H33ZM48 138H51V139H48ZM57 138H59L60 140H58L57 141ZM65 138V139H64ZM12 141H11V140ZM39 139V140H38ZM55 139V140H54ZM164 138L162 137V139L161 140H159V138H156L155 140H154V142H156L155 144H157V140H159V142H160V145L161 144H163V140ZM207 139V140H206ZM16 140H17V142H16ZM20 140H22V142L20 141ZM56 141V143L54 142V141ZM71 140V139H70ZM119 140H121V139H119ZM1 141V140H0ZM11 141V142H10ZM49 141H51V142H49ZM7 142H9V143H7ZM20 142V145H17L18 143ZM25 142H26V144L28 145H26L25 144ZM53 142V143H52ZM162 142V143H161ZM5 143V144H4ZM10 143H12V144H10ZM13 143H16V145H17V149H16V145L15 144H13ZM22 143H23V145H22ZM39 144V145H38ZM45 144V145H44ZM13 145H15L14 147H13ZM38 145V146H37ZM1 146V145H0ZM9 146V147H8ZM19 146H20V148H19ZM110 146V147H109ZM175 146V145H174ZM206 146V147H205ZM2 147V146H1ZM8 147V148H7ZM11 147V148H10ZM21 147H23L22 149H21ZM29 147V148H28ZM14 148V149H13ZM28 148V149H27ZM42 148V149H43ZM46 148V147H45ZM25 149V150H24ZM112 149V150H111ZM207 149V148H206ZM11 150V151H10ZM18 150V153L16 152V153H14L15 151H17ZM21 150H22V152H21ZM48 150H50V148H48ZM29 151V152H28ZM11 152V153H10ZM48 152V155H52L53 156V154H52V152L51 151H47ZM9 153V154H8ZM29 153V154H28ZM31 153V154H30ZM13 154H15V156L13 155ZM34 154V155H33ZM34 156V157H32V156ZM101 156V157H100ZM112 156V157H111ZM16 157V158H15ZM15 158V159H14ZM103 158V159H102ZM106 160H105V159ZM112 158V159H111ZM205 158V154L203 153V154H200L196 159L197 160H203ZM99 159V160H98ZM114 160V161H113ZM35 161V160H34ZM103 161H104V163H103ZM12 162V163H13ZM26 162V163H27ZM98 162V163H97ZM203 163H205L204 164V166L201 168V169H204L208 164H207V162H204L203 161ZM57 164V165H56ZM96 164V165H95ZM100 164V165H99ZM184 164L185 163H183V162H181V161H177V163H175V165H174V167L176 168V170H175V173H176V177H174V178H172L171 179V182L172 181H174L176 184H173L172 185V183L170 184V186L168 187V188H170L169 189V191H167L168 192V194H166V197H169V196H178V195H180L179 194V192H175V190L178 188V187H180L182 184L184 185V182L186 181V179H188V174L187 173H185V172H187V167L185 168V167H183L184 166ZM233 164V163H232ZM183 165V166H182ZM53 166V167H52ZM56 166V167H55ZM60 167V168H58V167ZM108 166V167H107ZM179 166V167H178ZM196 165L194 164V167H195ZM105 167V168H104ZM181 167H183L184 168V170H181ZM14 168V169H13ZM13 168H11L13 171H17V173H21L22 172V168H16V167H13ZM55 170H54V169ZM95 168V169H94ZM179 168H180V170H179ZM15 169H17V170H15ZM101 169H104V170H101ZM107 169V170H106ZM186 169V170H185ZM57 170V171H56ZM59 170V171H58ZM105 170L107 171V172H105ZM114 171V172H112V171ZM6 171V172H5ZM8 171H9V173H8ZM13 171H11L10 169H3V171H2V168H0V172H2L1 174H0V181L1 180H9L8 178H10L11 177V174L13 173ZM62 171V172H61ZM67 172V171H66ZM88 172V173H87ZM111 172V173H110ZM3 173H6V174H3ZM23 173H27V172H24L23 171ZM60 173V174H59ZM64 173H65V175H64ZM91 173V174H90ZM105 173V174H104ZM115 174V175H113V174ZM178 173H183L180 177H177V174ZM185 173V174H184ZM8 174V175H7ZM104 174V175H103ZM2 175V176H1ZM6 175V176H5ZM20 175H22V174H20ZM59 175L61 176V177H59ZM64 175V176H63ZM91 175V176H90ZM101 175V176H100ZM104 177H103V176ZM179 175V174H178ZM6 177V178H4V177ZM25 176H27L26 174H23L22 176H20V178H19V176L17 175L16 176V178L18 177V180L19 179H21V178H25ZM63 176V177H62ZM67 178H66V177ZM86 176V177H85ZM97 178H96V177ZM100 176V177H99ZM3 179H2V178ZM90 177V178H89ZM103 177V178H102ZM220 177V178H219ZM241 177V176H240ZM13 178V177H12ZM60 178H61V180H60ZM63 178V179H62ZM93 178V179H92ZM218 178L219 179H221L223 182H222V184H230V185H234V182L232 181V180H236V179H232L231 180V177H229V175L225 172V171H222L220 174H219V176H218ZM65 179V180H64ZM85 179V180H84ZM88 179L89 180H91V181H88ZM97 179H99L98 181H97ZM81 180V181H80ZM84 180V181H83ZM189 180V179H188ZM238 180V179H237ZM64 181V182H63ZM77 181V182H76ZM118 181V182H117ZM91 182V183H90ZM163 182V181H162ZM165 182V181H164ZM163 182V183H164ZM69 183V184H68ZM72 183H74V184H72ZM82 183H84L85 184V186H84V184H82ZM147 183V182H146ZM162 183V184H163ZM170 183V182H169ZM56 184V183H55ZM88 184V185H87ZM149 184H150V182H149ZM149 184H147V185H149ZM38 186H36V187H38L39 188V183L37 184ZM145 187H146V184L144 183L143 184ZM143 185L142 184H140L139 185V188H143ZM55 186V185H54ZM119 187H123V188H127L126 186H124L123 184H119L118 185ZM137 189V188H136ZM135 189V190H136ZM164 189H165V187H164ZM52 190H54V188H52ZM80 191H81V189H79ZM82 191H81V193H82ZM85 194V193H84ZM176 194H178V195H176ZM16 195V194H15ZM78 199V198H77ZM164 199H165V197H164ZM80 202H83L82 200H80V198L78 199V202L77 201H75V204H79ZM157 204L158 203H156V204H153L151 207H150V209H149V211H146V212H144L143 214H142V216H141V222H139V223H137V225L136 226H139L140 227V230H141V232L142 233H144V234H146L145 235V239H144V241L143 242H145V246L146 247H148V248H152V247H154V246H157L156 244L158 243V240H160V237H159V235L158 234H162V232H163V229L164 230H167L168 229V227L166 226L165 227V225L164 224H162L160 221H159V219L157 218V212H156V210H155V207L157 206ZM73 206V204L72 203H70V207H72ZM54 209L52 208V209H50V212L49 213H53L52 215L54 216V211H53ZM77 210V209H76ZM151 210V211H150ZM53 211V212H52ZM29 212V213H28ZM32 211H30V210H26L23 214H25L24 216L21 214L20 215V217L18 216V217H12L11 219H6V218H0V226L2 227V226H5L4 228H1L0 227V231H1V229H8V227L9 226H11V225H16V224H19L20 222H24V223H27L28 221L27 220H31V221H34V220H38V218L36 217V216H34V214L33 213H31ZM78 212V211H77ZM30 213H31V215H30ZM48 213V214H49ZM30 215V216H29ZM34 216V217H33ZM34 219V220H33ZM6 221V222H5ZM158 225H160V227L158 226ZM164 226V227H163ZM142 227V228H141ZM147 229L149 230L148 232H147ZM157 229V230H156ZM178 229V231H177V233H178V236H176V235H174V236H170V238H169V243L172 245L174 242L176 243V242H179V240L180 239H182V237H180V233L182 232V233H184V232H186L187 231V229L186 228H184V227H178L177 228ZM176 229V230H177ZM181 229V230H180ZM225 229L227 230V231H233V229H234V226L233 225H230V226H226L225 227ZM16 230H17V228H16ZM15 229L13 230V232L14 231H16ZM154 230L156 231V233H157V235H154V236H152V237H150L147 233H151V232H154ZM159 230H161V231H159ZM185 230V231H184ZM12 231V230H11ZM11 231H9L8 232V234H10L11 235ZM160 233H159V232ZM6 233V232H5ZM4 233V234H5ZM8 234H6V235H8ZM160 234V235H161ZM6 235H3V236H6ZM152 238V239H151ZM175 238V239H174ZM177 238V239H176ZM29 239L31 240V238L29 237ZM67 239H69V238H67ZM100 240H103L102 238L100 239ZM99 240V241H100ZM176 240V241H175ZM178 240V241H177ZM10 241H11V243H12V240L10 239ZM181 241V240H180ZM60 240L58 241V243L60 244ZM65 242H67V240L65 241ZM100 242H103V241H100ZM174 243V244H175ZM184 243H186V241H184ZM151 244V245H150ZM151 246V247H150ZM52 255V254H51ZM30 258V259H29ZM27 261L29 262V263H31L32 261H33V257H27L26 259H25V262L27 263ZM10 262V264H13V262L12 261H9Z\"/></svg>",
	"mask_w": 264,
	"mask_h": 264
}]
</instances>
